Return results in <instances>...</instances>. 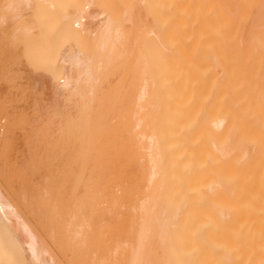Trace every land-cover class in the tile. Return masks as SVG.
Masks as SVG:
<instances>
[{"label": "bare ground", "instance_id": "obj_1", "mask_svg": "<svg viewBox=\"0 0 264 264\" xmlns=\"http://www.w3.org/2000/svg\"><path fill=\"white\" fill-rule=\"evenodd\" d=\"M0 264H264V0H0Z\"/></svg>", "mask_w": 264, "mask_h": 264}]
</instances>
